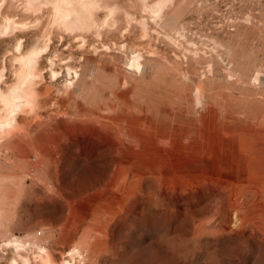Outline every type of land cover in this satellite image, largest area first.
Here are the masks:
<instances>
[{"label": "rangeland", "instance_id": "obj_1", "mask_svg": "<svg viewBox=\"0 0 264 264\" xmlns=\"http://www.w3.org/2000/svg\"><path fill=\"white\" fill-rule=\"evenodd\" d=\"M23 77L0 264H264V0H0Z\"/></svg>", "mask_w": 264, "mask_h": 264}, {"label": "bare ground", "instance_id": "obj_2", "mask_svg": "<svg viewBox=\"0 0 264 264\" xmlns=\"http://www.w3.org/2000/svg\"><path fill=\"white\" fill-rule=\"evenodd\" d=\"M70 5H72V4H70ZM70 14V13H69ZM67 15V14H66ZM65 15V16H66ZM36 53H37V51H32L31 53H29L28 55H25V56H23L22 57V59H21V61H22V63L24 64V65H29V66H27L29 69H30V65H32V63H33V61H34V57H35V55H36ZM136 59V58H135ZM134 59V60H135ZM135 63H136V61H135ZM134 64V63H133ZM32 67V66H31ZM31 77V76H30ZM24 78L25 77H23V79L21 80V81H19L18 83H16L15 85H13L11 88H10V90L8 91V93L7 94H4V93H2L1 91H0V97H1V99L3 100V102L5 103V105L6 104H8L9 105V108H10V110H11V112L13 113V110L15 109V108H17V107H19L20 108V106L22 105V102L21 101H23L24 103H27V102H29L30 104H31V95L29 94V92L28 91H26V89H25V84H24V82L23 81H25L24 80ZM21 79V78H20ZM27 80H29V78L27 79ZM29 103H27V104H29ZM27 104H24L25 106L27 105ZM24 105H22V106H24ZM14 111H16V109L14 110ZM11 113V114H12ZM15 113V112H14ZM11 120H13V117H11V119H6V120H3V121H0V125H5L4 123H9ZM113 143H116L115 141H113ZM249 146V149L251 150V152H250V156L248 155V160L249 161H246V163H250L251 165H253V166H257V167H259L260 166V164L261 163H257V162H254L253 160H255V158H256V155L258 154V153H256L255 152V150L254 149H252L251 147H250V145H248ZM247 156V155H246ZM249 166V165H248ZM238 212V211H237ZM77 250V249H76Z\"/></svg>", "mask_w": 264, "mask_h": 264}]
</instances>
